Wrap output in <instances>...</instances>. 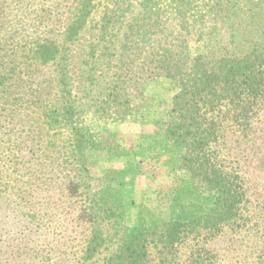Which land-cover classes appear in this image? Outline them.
Here are the masks:
<instances>
[{
  "label": "trees",
  "instance_id": "trees-1",
  "mask_svg": "<svg viewBox=\"0 0 264 264\" xmlns=\"http://www.w3.org/2000/svg\"><path fill=\"white\" fill-rule=\"evenodd\" d=\"M63 3L73 8L63 31L65 41L75 40L100 7L101 40L110 42L125 28L116 60L108 63L107 71L112 72L90 105L96 115L110 122L124 120L132 116L133 103L144 96L142 87L147 82L165 78L173 83L169 116L156 123L149 145L158 157L166 158L170 172L183 173L186 194L193 198L196 191L210 192L211 205L196 214L158 209L146 216L152 205L144 203L135 224L127 226L120 192H95L90 185L98 166L89 155H110L115 150L106 144L103 133L81 120L65 86L60 112L56 116L43 112L49 126L59 124V139L35 144L34 136L22 140L26 133L22 130L0 131V264H66L70 246L53 234H61L56 229L79 205L90 218L79 249L80 264L92 260L111 240L117 246L104 264H150L151 245L172 248L189 234L202 229L214 233L235 223L245 188L240 173L225 163L223 153L229 121L237 124L241 118L247 124L249 111L264 96V0ZM61 52L55 40L46 38L36 42L32 51L40 63L57 61ZM65 78L64 68V85ZM52 158L57 159L55 165ZM45 170L54 176L51 188L35 182ZM68 189L73 190V200ZM173 193L162 202L165 208H172L180 198V192ZM38 195L49 204L53 203L50 195L58 198L55 206L62 212L56 221L61 225L52 228L50 220H40ZM51 229L56 232L52 234Z\"/></svg>",
  "mask_w": 264,
  "mask_h": 264
},
{
  "label": "rangeland",
  "instance_id": "rangeland-1",
  "mask_svg": "<svg viewBox=\"0 0 264 264\" xmlns=\"http://www.w3.org/2000/svg\"><path fill=\"white\" fill-rule=\"evenodd\" d=\"M63 1L0 0V131L22 130L26 132L22 140L34 136L38 138L34 139L35 144L43 143L42 139H59V124L49 126L43 112H53L54 116L60 112L66 86L81 120L94 131L103 133L106 144L115 150L110 155H89L98 166L90 185L95 192H120L127 226L135 224L144 203L152 205L146 216L154 215L158 209L163 213L173 209L194 214L203 212L211 205L212 193L200 190L191 198L181 184L183 173L170 172L165 165L166 158L158 157L149 145L156 123L169 116L175 92L173 83L165 78L147 82L142 87L144 96L133 103L132 116L124 120L110 122L96 115L90 105L100 95L99 85L112 72L107 71L108 63L111 65L116 60L125 28L120 29L118 38L114 36L110 42L101 40L100 7L75 40L65 41L63 31L71 20L73 8L64 6ZM45 38L60 45L61 58L55 62L40 63L33 58L34 44ZM64 68L66 85L61 82ZM248 114L251 116L247 124L241 118L237 124L229 121L223 153L225 163L240 173L245 188L240 217L217 232L202 229L199 234H189L172 248L149 246L150 264H264V96ZM51 161L55 165L57 159ZM50 177L54 178L53 174L45 170L40 173V181L44 180L45 184L35 182L51 188ZM173 190L181 193L180 198L173 202L175 206L165 208L162 202L172 197ZM68 191L73 200V190ZM50 197L52 204L38 195L37 208L40 220H50L49 226L54 228L53 225H61L56 219L62 210L55 206L58 198ZM64 218L65 222L56 229L61 234H53L52 229L51 233L57 239L62 236L61 240L70 246L66 264H80L83 261L79 249L89 231L90 218L81 205ZM116 246V240L109 241L84 264H104Z\"/></svg>",
  "mask_w": 264,
  "mask_h": 264
}]
</instances>
